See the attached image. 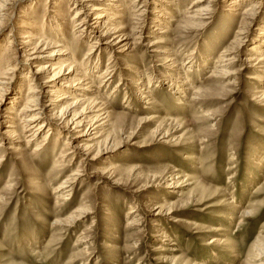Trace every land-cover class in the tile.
<instances>
[{
    "label": "rangeland",
    "instance_id": "1",
    "mask_svg": "<svg viewBox=\"0 0 264 264\" xmlns=\"http://www.w3.org/2000/svg\"><path fill=\"white\" fill-rule=\"evenodd\" d=\"M64 1V8H73L65 6L68 0ZM131 1L128 0L126 13L114 18L121 16L125 32L132 35L131 27L138 19L132 15L143 1L137 0L133 5ZM194 1L179 0L181 11L174 15L176 23H169L167 10L166 20L159 26L152 21L158 20L154 16L159 9L147 4L143 8L146 23L136 27L135 36L126 41L131 52L113 51L111 56V49L102 45L101 66L95 73L97 89L94 86L88 93L105 102L116 118L94 137V127L87 128L83 138H97V159H92L94 148L89 153L81 150L73 154L71 163L63 161L64 167L52 171L53 159L66 149V138L71 148L82 129H61L56 147L55 131L50 145L34 153L45 133L27 146L24 143L31 133L22 135L21 143H17L18 122L7 113L19 88L25 90V82L13 80L5 86L0 101V156L5 155L0 165V264H264V82L256 80L259 75L264 77L260 64L264 47H255L262 41L264 0L256 23L239 36V47L232 44L239 19L234 26L229 25L228 19L241 11L225 13L229 0H211L210 5V0H201L199 5H208L212 14L204 26L193 27L185 17L194 10ZM55 3L56 0H19L8 7L0 44L3 46L13 27L20 32L18 20L25 13L51 12ZM74 8L62 23L80 10L77 4ZM114 13L111 11L109 16ZM162 31L166 33L161 34ZM69 34L63 35L67 43L72 42ZM94 36L97 37L95 33ZM94 36H81L73 43V47L81 49L78 62H83V54ZM156 41L161 43L147 49ZM251 48L257 53H251ZM165 49L175 53L170 59H176L178 66L192 57L196 59L197 53H208L210 58L202 70L195 66V60L181 66L182 75H174L171 80L166 74L171 63L166 66L163 62ZM219 57L221 63L215 65ZM247 57L255 62L243 61ZM108 61L110 66L116 63L117 71L112 72L113 78L106 87L98 89L97 80ZM191 66L195 67L188 72V85L182 84ZM134 69L152 77L147 90L152 101L139 99L143 86L136 88ZM22 74V78L27 76L26 71ZM120 75L128 81L120 80ZM168 84L176 89L182 85L189 92L181 99L182 95L178 96ZM195 87L203 92L191 108V90ZM127 97L130 103H125ZM18 112L19 106L12 115ZM19 154H23L25 165ZM48 155L49 163L45 164ZM188 157L193 161H187ZM129 167L136 168L135 172L124 171ZM79 168L81 176L72 183V192L64 201L60 197L63 191L57 190ZM134 173L139 175L135 177ZM174 181L179 182L178 195H171L175 189L168 187ZM250 206L253 213L243 216L241 211ZM86 210L88 213L84 214ZM231 214L233 220H227ZM156 222L159 227H154ZM163 233L172 241L167 242ZM213 240H227L228 245L214 244ZM166 257H173V261L165 262Z\"/></svg>",
    "mask_w": 264,
    "mask_h": 264
},
{
    "label": "bare ground",
    "instance_id": "2",
    "mask_svg": "<svg viewBox=\"0 0 264 264\" xmlns=\"http://www.w3.org/2000/svg\"><path fill=\"white\" fill-rule=\"evenodd\" d=\"M17 1L19 0H0V34L4 33V29H3L4 27L2 26L3 25L2 21L4 20L5 17H7L5 13L8 11V7L13 6ZM136 1L137 0H132L131 4L133 5L134 3H136ZM142 1L143 2L141 3L139 10L137 11L135 10L132 15L134 17H138V19L137 18L136 20L134 19L136 22L131 27L132 33H134L132 34L133 36H135L134 30H136V27H138L139 25L143 26L144 23H146L147 18L145 17L144 14V12L146 11L143 8H146L147 4L155 5L154 6L155 9H159V13L156 16H154L158 18V20H152L153 23H156L159 26V24L164 22V20H166V17L164 15L167 14V10L170 13L169 18H171L169 23H176V21L174 20L176 16L174 15L175 14L179 15L178 13H180L181 11L180 6L178 5L179 0H173L171 2L169 1L164 2L163 0H153V1L142 0ZM229 1H230L229 9L228 10L226 9L227 11L225 10V13L229 14L230 12L233 13L239 10L241 11V13L239 15H236L235 18L228 19L229 25L231 26H234L236 20L239 19V23H238L239 26L235 33L236 36H234L235 37L234 43L232 42V44H235V47H239L240 45L239 36L243 33V31L247 27H250L256 23L255 18L258 14H260V11L262 9V1L261 0H229ZM64 2H65L64 0H56V3L54 5V10L51 12H47L46 10H43V13L41 15L38 14L39 13L38 11H33L32 13L28 12L29 14L25 13L23 15L25 17L21 16L20 17L21 19L18 20L20 24L19 27L20 32L17 33L16 29L13 27L14 32L12 29L10 31V36L9 37L7 36L5 41L3 42V46L2 44H0V101L3 96L2 94L6 89L5 86L9 85V82H12L13 80H18L19 82H25L26 85L25 90L24 89L22 90L21 87L19 88V91L17 92V94H15V97L11 99V102L7 108V113L11 114V116L14 117L15 121L18 122L17 139L19 142L17 143H21V138L23 137L22 135L31 133L30 136L27 137L28 140H26V142L24 143V145L27 146L29 142L36 141V138H38L37 135L45 133L43 140L37 145V149L34 151V153H38L40 150L44 151L43 147L44 149H46L45 147L50 145L49 143L51 142L55 131L57 132L56 134L58 135L56 137L57 138L55 145L56 147L58 146L57 144L62 134L61 129H64L65 131L70 130V132L72 131L75 132L78 129H82L79 131V134L76 136L77 141L75 145L72 146L71 148L69 146L70 142H68L69 138H66L65 143L63 144V147L66 148L65 151L63 152V154L59 156V158L53 159V163L51 162L52 171L61 169L62 166L64 165L63 161L66 162L67 160L69 163H71L74 155H76L74 154L75 152L77 153L82 150L89 153L93 148L95 151L94 141L97 140V138H91V139L87 138L84 140L83 137H86L89 129L93 127H94L93 129L96 130L95 134L93 135L94 137L99 133V130L102 127H104L105 125L107 126L110 125L113 118H116L114 113L110 111L108 105L105 102L104 104L103 102L101 103V101H99L97 97L93 98L90 96L91 93H88V92H92L91 88L95 86L96 83L95 78L97 77V76L95 77V73L98 72L101 66L100 55L104 50L102 48V45H107L106 47L111 49L110 52L111 56L113 55V51H117V52L119 51L118 53H125L126 51L129 50H130L129 52L132 51L129 48L130 44L126 42L129 39H131L132 35L125 32L126 28L123 26V20L121 16H119V18H114L116 15H123L126 13V5H128V0H68L67 3H65V6L73 5L72 6L73 8H68V10L64 8ZM199 3H201V0H195L193 2V6L191 7L194 10L190 13H187V17H185L188 19L186 22L187 23L190 22L189 26H193V27L201 26V25L204 26L205 25L204 22L210 20L209 16L212 14L211 9L208 7V5L202 6L199 5ZM211 3L212 1L210 0L208 4L210 5ZM76 4L80 8V10L76 11L75 14L71 16L72 18L69 19L67 22L62 23L63 21L66 20L65 19L66 14H69L71 9H75L74 5ZM111 11L115 12L112 15V17L109 16L110 15L109 13ZM134 13L137 14L135 15ZM13 16L16 18V14ZM12 18L13 17H11V20ZM194 21L196 22L195 24L193 23ZM68 32L72 35L71 43H67L63 38V35ZM94 33L97 35V37L94 36ZM160 33L164 35L166 32L162 31ZM92 35L95 38L93 39L92 44H90L91 46L83 54V62H78L77 58L78 55L80 54L81 49L80 48L77 49L73 47V43H76L81 36L91 37ZM260 37H261L260 40L262 41L256 43L255 47H257V49L260 48L262 49V47H264V27L262 28ZM19 39L21 41H19ZM160 43L161 42L158 41L153 42L147 46V49L156 48L157 45H159ZM163 51H164L163 57H165L163 62L166 61L164 65L167 66V62L171 63V65L167 66L166 68L167 70L166 74H168L169 76L168 78L170 79L171 78L175 79L174 75L176 76L182 75L181 73L183 71L182 68L183 65H187V64L190 65L193 62V60H195V64H196L195 66L196 67L198 66L197 67L198 69L202 70V68H206L208 64V59L210 58V54L208 55V53L206 55L197 53L196 59L192 57L191 61L189 60L187 63L178 66V61L176 59L174 60L170 59L172 56L175 55V53L168 51L167 49ZM251 51H252L251 53L253 54L257 53L252 48ZM224 52L227 51H223V53ZM223 53L220 54L221 57ZM190 57L189 59H191ZM243 61L251 62L254 60L247 57ZM200 62L202 63L199 64ZM217 63L218 64L221 63L220 57L216 61L215 65ZM115 64L113 66H110L111 64L108 61V63L105 65L103 75L97 80V83L100 84L98 89L102 87H106L110 83V81L113 78L112 72H114L115 70L114 67H116ZM260 64L264 68V58L260 59ZM195 66H191L188 69L187 74H184L185 76L182 78L183 79L182 84L188 85L186 80L188 79L187 76L190 73L189 70L191 71V69H193ZM18 68L20 69V73L18 72ZM24 71H26L27 76L22 78L23 75L22 73H24ZM134 71L135 72L132 73L137 75V80H135L134 82V84L137 86L136 88L138 89L139 86H143L139 90V95H138L139 99L141 98L145 100L146 99L151 100L152 99L151 95L147 92V90L150 87V82L152 80V77L150 78L148 72L139 73L136 72V69H134ZM222 73L228 75L227 72L225 71ZM18 74L20 75V77ZM120 77H121L120 80L123 79V81H128V79L122 77V75H120ZM256 80L261 84L262 82H264V77H262V75H259ZM119 82H118V86H120ZM144 86H146L147 88H145ZM168 86L169 88H171V90L175 89V92L177 94L179 93L178 96L182 95L181 99L184 98L183 96L186 95V92L187 93L189 92L188 88L185 89V87H183L182 85L181 87L179 85L177 89L176 87H173V85L171 84H168ZM202 92H203L202 88H196V87L192 88L191 90L192 96L190 97V103L192 102L193 104H191V106L189 105V107L192 108V106H194V101L200 100ZM93 93H95V91ZM137 94L138 93H136L135 95ZM97 95L98 92L97 94L95 93V96ZM178 99L180 98L178 97ZM262 99H264V97ZM177 101H178L177 103L181 104L180 100ZM97 102L98 103L100 102V105L97 104ZM125 103H130V100L128 101V97L125 100ZM18 106H19L18 114L12 115L13 110L16 109V107ZM174 124L175 125L177 124V127H180L179 123L175 122ZM57 128H59V130H57ZM83 128H85V130H83ZM161 132L163 133V131ZM164 132L165 133L163 134L167 135L168 130ZM107 139L108 137L103 142H106ZM40 147H42V149ZM72 149H74V151H72ZM96 150L97 152L95 151L96 154L94 155V158H92L93 160L97 159V156H99V151H100L99 146H97ZM4 157H5L4 154L0 156V165L3 162ZM48 157L50 158V155H48L45 158L43 163L45 164L49 163ZM19 158L21 164L25 165L26 163L23 154H19ZM186 160L193 161V159L190 157L186 158ZM197 162L201 166L199 160H197ZM123 167L127 168V165H124ZM126 168H124V171L126 170L125 172L127 173H133V171L135 172L136 169L134 167H129L128 169ZM80 172L81 171L79 168L73 174H71L70 176L71 178L68 179L69 181L67 180L66 182L62 183V185L59 187V190H57L59 191L57 193H61L63 191L60 194V197H63L64 201L67 200V197L72 192V188H70L72 183H74V181L77 180L76 178L78 176H81ZM112 174H116V171H113ZM138 175L139 173L138 174L134 173L135 177H137ZM171 176L174 175L172 174ZM185 178H186L185 180H187L188 177L185 176ZM195 181L196 184L198 185L199 181L197 180ZM178 183L179 182L174 181L173 183L168 185L169 188L173 187L172 189H175L173 192H171V195L172 194L178 195V193L180 192L179 190L180 188H178L179 186H177ZM66 184L69 185L66 186ZM258 189H260V187ZM1 203H2V198L0 197V204ZM251 207L252 206L242 210L241 214L245 217L250 216L253 213ZM161 210L162 208L160 207L159 212H161ZM134 211L136 210L134 209ZM134 211L129 213L132 214L134 213ZM235 212L233 211L232 213L234 214ZM87 213L88 211L86 210L84 214ZM227 220H233L232 214L231 216H228ZM157 223L159 222H156L154 224V227H159V224ZM163 234L167 242L172 241L171 239H167L168 234L166 233ZM220 240H213L211 242L214 244L221 243ZM221 245L224 246L228 245V241L224 240L221 243ZM262 248L264 250V246ZM262 257H264V254H262ZM172 258L166 257L164 261L165 262H169V260L173 261Z\"/></svg>",
    "mask_w": 264,
    "mask_h": 264
}]
</instances>
